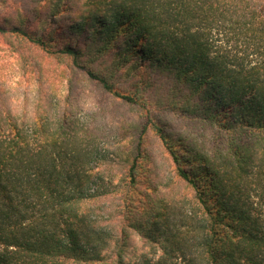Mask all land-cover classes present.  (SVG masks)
I'll use <instances>...</instances> for the list:
<instances>
[{"label": "trees", "instance_id": "obj_1", "mask_svg": "<svg viewBox=\"0 0 264 264\" xmlns=\"http://www.w3.org/2000/svg\"><path fill=\"white\" fill-rule=\"evenodd\" d=\"M3 6L0 39L17 55L22 74L44 82L46 60H55L139 107L146 122L127 160L128 181L107 185L95 130L74 116L53 118L52 102L38 105L40 117L17 112V93L0 77V264H134L125 258L134 232L161 244L162 255L144 264H264V0H8ZM23 12L37 30L14 22ZM63 21L61 44L54 30ZM135 66L151 73L145 81L154 85L151 95L133 89L135 74L120 84L121 71ZM158 94L163 109L213 136L156 120ZM150 131L179 182L194 192L193 199L153 201L145 219L162 224L157 238L131 215ZM119 189L121 208L96 214L94 202ZM178 215L186 218L182 225L173 220Z\"/></svg>", "mask_w": 264, "mask_h": 264}, {"label": "rangeland", "instance_id": "obj_2", "mask_svg": "<svg viewBox=\"0 0 264 264\" xmlns=\"http://www.w3.org/2000/svg\"><path fill=\"white\" fill-rule=\"evenodd\" d=\"M3 3L0 2V22H3L8 14ZM30 15L31 13L23 12L14 22L24 23L29 31L37 30V23L32 22L34 19ZM63 26H66L64 21L54 30V36L58 40L62 37L60 34ZM63 40L64 43L68 42L67 37H64ZM59 41L62 42V40ZM16 59L17 55L11 52L4 40L0 39V77L3 81L6 80L4 83L13 94L17 93L14 102H12L17 112L25 113L24 111L29 109L28 116L40 117L44 111L39 109L38 105L52 102L54 104L53 118H58L57 113L68 118L71 116L79 118L81 122L95 130L103 144L102 157L105 162L99 166V171L103 175L104 183L118 187L128 181V179L126 180V173L129 169L127 160L131 158L135 150L141 125L146 122L140 108L115 99L105 93L99 85L89 81L81 71L70 72L55 60L49 61V63L45 59V68L49 73L46 76L47 79L40 82L34 76L35 74H31V76L22 74ZM135 68L136 66L131 69L125 67L121 71L120 84L123 86L126 83H131V77L135 74L138 80L132 86L137 88L133 87V89L151 92L149 94L151 95L155 89L154 85L146 86L145 84V81H150L151 73L143 67L138 71V68ZM158 90L159 92L163 91L160 87ZM158 96L157 105L151 106L155 109L154 118L156 120L168 122L170 128L188 135L207 134V139L213 136L207 132L204 126L192 119H186L163 109L161 103L164 102V99L160 94ZM55 105H58V109H55ZM208 145L211 147L210 143ZM144 147L149 155L141 161L138 185L132 193L134 202L131 215L142 221L148 236L157 238L158 234L162 236V224L160 229L159 226L155 227L150 224L152 222H149L148 217L145 219L153 201L168 196L193 199L194 192L179 182L172 158L155 132L150 131L145 135ZM177 148H181V146L177 145ZM122 197V189H119L98 199L93 204L96 214H108L113 209L121 208L120 199ZM187 208L189 210V207ZM185 219L182 215L173 218L178 225H180V220L182 225ZM161 240L163 241L162 237ZM161 255V244L154 243L147 237L134 232L131 246L125 258L130 263L144 264L147 259L154 262Z\"/></svg>", "mask_w": 264, "mask_h": 264}]
</instances>
